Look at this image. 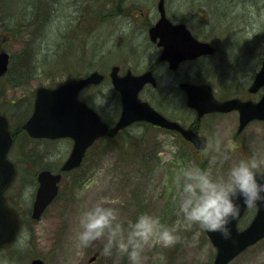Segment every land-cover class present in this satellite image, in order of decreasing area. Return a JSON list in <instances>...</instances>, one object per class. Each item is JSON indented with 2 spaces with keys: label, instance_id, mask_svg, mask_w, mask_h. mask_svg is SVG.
Masks as SVG:
<instances>
[{
  "label": "rangeland",
  "instance_id": "374dc122",
  "mask_svg": "<svg viewBox=\"0 0 264 264\" xmlns=\"http://www.w3.org/2000/svg\"><path fill=\"white\" fill-rule=\"evenodd\" d=\"M158 1L55 0L52 6L49 0L42 8L46 13L36 16L40 12L36 5H40L41 0H0V51L5 50L12 58L9 74L0 79V88L6 86L0 95V111L17 126L31 115L35 90L39 86L61 85L94 70L108 76L114 65L121 67V73L129 69L135 74L143 73L159 57L157 48L147 38L149 25L159 18ZM166 8L170 20L185 19L192 33L201 40H217L219 35L221 46L228 48L231 44L226 63L184 64L172 75H167L163 69L161 81L169 84L179 77L196 81L209 79L217 92L221 85H226L229 93L233 92V83L239 82L240 94H244L241 92L243 86V91L247 92L264 56V0H166ZM58 49L56 59L54 55ZM26 52L34 55L32 74L20 71L19 59ZM52 70L57 72L56 77L50 76ZM114 94L116 97L112 100ZM80 98L109 122H116L120 116V96L109 78L101 87L83 91ZM140 98L154 103L158 92L149 87ZM20 117L24 118L20 120ZM226 119L234 125V116ZM212 123L210 118L202 122V130L211 142L200 155L183 139L163 132L148 133L150 129L145 125L134 126L130 131L134 134L133 141L136 134L147 131L151 149L147 159L136 157L132 161L130 153L106 150L103 141L94 145L78 173L64 178L60 198L42 220L25 226L19 240L0 252V259H7L10 264H30L38 257L44 259L45 264H130L128 257L115 249L112 255H105L102 241L79 246L75 238L79 213L103 198L120 209L125 222L147 211L159 215L162 223L175 225L179 219L175 184L178 170L194 162L220 176L234 160L255 156L261 161L259 170L264 172V124H253L246 134L252 139L236 149L219 147L216 141L221 139V131L230 128L227 123ZM131 140L128 139V143ZM164 142L170 145L166 150ZM33 146L39 148V154L47 149L48 156L41 162L25 164L19 159L18 147L11 154L12 161L17 162L22 172L9 196L25 218L34 200L37 173L43 167L58 170L69 156L72 142L67 139L51 143L38 141L32 142ZM162 150L166 154L172 152V158L162 156ZM27 174L28 186L21 192L19 189ZM254 215L252 208L240 228H245ZM177 230L181 239L174 245L164 246L158 242L147 245L143 264H213L216 251L205 229L181 224ZM96 254L98 260L89 263ZM232 264H264V241L244 252Z\"/></svg>",
  "mask_w": 264,
  "mask_h": 264
},
{
  "label": "water",
  "instance_id": "95a60500",
  "mask_svg": "<svg viewBox=\"0 0 264 264\" xmlns=\"http://www.w3.org/2000/svg\"><path fill=\"white\" fill-rule=\"evenodd\" d=\"M158 11L160 19L150 29L149 35L152 41L160 39L159 46L164 48L160 60L168 61L172 70H176L183 61L215 53V48L209 43L197 41L184 23L173 24L167 18L165 0L159 1ZM8 66V53H0V76L5 75ZM119 71L120 68L114 66L110 74L115 89L121 94L122 101L121 117L112 127L79 98L83 89L90 85H99L104 81V75L98 71L84 78L72 80L58 88L39 87L37 89L33 115L24 124L23 129L35 138L70 137L74 140L71 155L62 166L63 172L79 168L87 150L97 139L105 136L114 138L120 131L139 121L177 130L187 140L193 142L198 150L206 148L205 137L199 136L193 129L185 130L178 123L168 121L149 103L139 100L138 94L147 83L156 86V79L151 71L140 76L133 75L129 71L123 77L118 75ZM182 87L188 94V105L198 111L199 118L207 113H227L238 110L241 114V130L254 119L264 120V97L258 103L242 102L239 99L219 102L208 85L196 86L184 83ZM261 87H264V61L251 91L256 92ZM11 145L9 122L5 116L0 115V249L10 245L16 239L22 225L18 212L7 205L4 196L5 190L16 175L14 165L7 159ZM61 180V173L55 174L49 170L39 173V188L32 209L34 220H40L48 206L57 198ZM256 206L258 210L254 220L248 228L240 230L238 222L249 207L241 203L239 215L232 222V236L229 239H225L219 232L206 230L217 250L214 264H229L248 247L264 238V204L258 203ZM94 259L96 257H93L91 261ZM31 264H44V261L35 259Z\"/></svg>",
  "mask_w": 264,
  "mask_h": 264
},
{
  "label": "clouds",
  "instance_id": "9594fccd",
  "mask_svg": "<svg viewBox=\"0 0 264 264\" xmlns=\"http://www.w3.org/2000/svg\"><path fill=\"white\" fill-rule=\"evenodd\" d=\"M216 142L219 143V139ZM169 147L167 142L163 143L164 150ZM164 150L160 154L172 158V152L166 154ZM260 167L261 161L255 156L240 158L231 163L225 174L215 176L198 164L190 163L175 175L179 218L175 225H166L159 215L147 211L125 222L120 209L102 198L79 213L75 238L81 247L102 241L105 255H112L115 249L126 255L130 264H143L145 247L152 242L174 245L181 239L177 230L181 224L197 225L229 239L241 203L249 207L264 204V173L259 172ZM0 264L10 262L0 259Z\"/></svg>",
  "mask_w": 264,
  "mask_h": 264
},
{
  "label": "flooded vegetation",
  "instance_id": "af4514ba",
  "mask_svg": "<svg viewBox=\"0 0 264 264\" xmlns=\"http://www.w3.org/2000/svg\"><path fill=\"white\" fill-rule=\"evenodd\" d=\"M217 37H219V35H217ZM231 39H232V36H231ZM202 41L208 42L212 46H214L216 49V52L212 55H205V56L200 57L199 59H196L191 62H187L185 64H193L197 62H209V63L212 62L214 65H221V64L226 63V61L229 59V53L227 52H230L228 48L230 47L231 43L229 44V46H227L228 48H225L220 45L218 38L217 40L214 38H206V39H202ZM151 44L155 48H157L158 53L161 54V52L163 51V48L159 47L157 43L151 42ZM261 64H262V61L260 62L259 67H261ZM150 69L153 70L154 75L158 81V86L156 88H153V91L158 92V98L155 101L154 106H153L156 109V111L161 113L168 120L179 123L185 129H191V128L195 129L196 131H198L199 135H204L207 137L209 144L211 142V139L202 130L203 129L202 122L205 118H210L213 123L218 122L219 125H224V123H227L226 124L227 127L231 129V130L227 129V130L221 131L222 137L218 143L220 148L238 149L241 145L247 142V139L248 141L252 139V137L247 138L246 134L249 128L253 126V124L255 123L264 124V121L253 120V121H250L247 125H245V127L241 130L240 129V126H241L240 112L237 110H234L229 113H213V114H209V115L199 118L197 112L194 109H191L188 107L187 94L184 91V89H182L181 87L183 83H194L197 85L209 84L211 85L213 89L214 96L216 97L217 100L221 102L230 101L233 99H239L243 102H248V101L259 102L264 95V87H261L256 92L251 91L256 74L251 82V85L248 87V91L247 92L243 91L244 89V86H243L241 92L244 94H240V90L238 88L240 84L239 82L233 83L232 85L233 92L231 93L227 92L229 88L226 85H221L222 88L219 90V92H217L215 89L216 86L214 82L210 81L209 79L196 81V80H191V79L188 80L186 78L179 77V78L172 79L169 84L163 83L160 78V75L162 74L163 69H166L165 73L167 75H172L175 73V72L170 71L169 65L166 62L156 61L152 64L150 68H147L146 71ZM146 88L147 86L145 87V89ZM230 116H234L235 118L234 125H230L229 124L230 122L228 123L229 120L226 119V117H230ZM156 128H158L163 133L182 137V135L176 131H170V130L162 129L160 127H156ZM16 131H19V128L12 129V132H16ZM44 140L46 141V139H40V140L32 139L29 137L26 131H23V130L19 131V133L14 136V144L8 155L9 160L10 159L12 160L11 153L14 150H16L18 143L24 142L25 150L22 151L20 149V153H19V159L22 161V163L28 164V162H34V161L41 162V160H43L45 157L48 156V151L46 149L45 151H41V153L39 154L38 152L39 148L35 146L32 147V142H38V141L42 142ZM13 162L16 165V162L15 161ZM17 178H18V169H17V177L15 181L12 183L11 187L6 191V196L9 202H13L9 196L10 194L9 190L15 185ZM25 180H23L22 182L23 185L20 188L21 192L26 188V186H28V183ZM38 187H39V184L36 179V191Z\"/></svg>",
  "mask_w": 264,
  "mask_h": 264
},
{
  "label": "trees",
  "instance_id": "16d2710c",
  "mask_svg": "<svg viewBox=\"0 0 264 264\" xmlns=\"http://www.w3.org/2000/svg\"><path fill=\"white\" fill-rule=\"evenodd\" d=\"M51 1V0H50ZM122 2V0H120V3ZM52 3V1H51ZM30 48V46H29ZM30 50V49H29ZM58 52L59 49L55 52L54 57L57 59L58 57ZM32 56V58H31ZM33 53H28L26 52L24 54V66L21 69L22 72H28V74H32L33 73ZM57 72H53V70L51 71L50 76L52 77H56ZM148 128L150 129V132H152V128L151 126H148ZM147 131H144L141 135H137L136 134V141L131 140L128 143V139H130V137L134 134H131L129 132V130L124 131L122 134H120V136L117 139L114 140H108L107 142L103 143V147L106 150H118L120 151V153H127V154H131V156H129V159H133V158H138V157H146L149 153H151V149L148 147L149 145V140L146 137L147 136ZM127 136V137H126ZM134 138V137H133ZM127 144H129V147L127 146ZM156 150V149H155ZM156 154V152H155ZM147 159V157H146ZM137 161H135L136 163ZM48 169H51L50 167H47Z\"/></svg>",
  "mask_w": 264,
  "mask_h": 264
}]
</instances>
